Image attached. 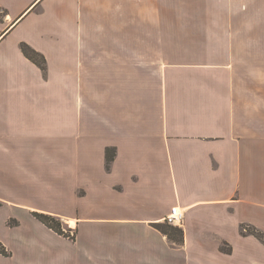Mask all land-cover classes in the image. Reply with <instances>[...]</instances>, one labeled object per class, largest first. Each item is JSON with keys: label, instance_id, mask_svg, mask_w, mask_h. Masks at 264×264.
<instances>
[{"label": "crops", "instance_id": "0c3cea01", "mask_svg": "<svg viewBox=\"0 0 264 264\" xmlns=\"http://www.w3.org/2000/svg\"><path fill=\"white\" fill-rule=\"evenodd\" d=\"M252 22L264 0H0V264H263ZM174 206L180 245L154 226Z\"/></svg>", "mask_w": 264, "mask_h": 264}, {"label": "trees", "instance_id": "16d2710c", "mask_svg": "<svg viewBox=\"0 0 264 264\" xmlns=\"http://www.w3.org/2000/svg\"><path fill=\"white\" fill-rule=\"evenodd\" d=\"M21 51L23 54L30 59L33 63H35L43 72L46 71V59L42 53L36 51L30 45L25 42L20 44ZM115 154V150L111 147L107 148L105 151L107 167L109 166L110 161L113 159ZM33 215L45 224L47 227L54 230L56 233L66 236L70 239H74V235L71 236L65 227H63L61 220L51 214L42 213V212H33ZM12 223V222H11ZM154 226L159 229L163 234L167 236V238L175 245H180L183 242V229L180 226L168 224L166 222L163 223H154ZM241 234L242 235H253L257 238L261 243L264 244V231L258 229L257 227L251 224H241ZM220 249L223 252L230 253L231 247L227 245V243L220 246ZM0 253L2 255H9L8 249L0 242Z\"/></svg>", "mask_w": 264, "mask_h": 264}, {"label": "rangeland", "instance_id": "374dc122", "mask_svg": "<svg viewBox=\"0 0 264 264\" xmlns=\"http://www.w3.org/2000/svg\"><path fill=\"white\" fill-rule=\"evenodd\" d=\"M253 19L256 18V17H253L251 16ZM254 22L250 23L249 24V27H248V30L250 31H255V32H261V33H264V23L258 25V24H253ZM263 44H264V41H263ZM263 49H264V46H263ZM255 53V48H253L252 50V54ZM260 225H258V227L260 226V229H262L264 231V217L260 219ZM66 228V227H65ZM67 229V232L71 235V236H75V233L73 230L69 229V228H66ZM263 248H264V245H263ZM263 264H264V251H263Z\"/></svg>", "mask_w": 264, "mask_h": 264}, {"label": "built area", "instance_id": "2783aa9c", "mask_svg": "<svg viewBox=\"0 0 264 264\" xmlns=\"http://www.w3.org/2000/svg\"><path fill=\"white\" fill-rule=\"evenodd\" d=\"M183 214L176 206L172 207L170 212L165 216L164 220L168 224L180 225L182 223Z\"/></svg>", "mask_w": 264, "mask_h": 264}]
</instances>
